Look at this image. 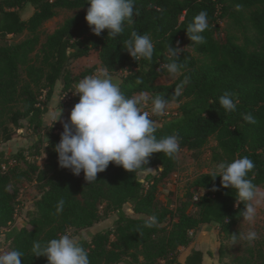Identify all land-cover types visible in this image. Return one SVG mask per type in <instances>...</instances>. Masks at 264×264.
<instances>
[{"label":"trees","instance_id":"obj_1","mask_svg":"<svg viewBox=\"0 0 264 264\" xmlns=\"http://www.w3.org/2000/svg\"><path fill=\"white\" fill-rule=\"evenodd\" d=\"M27 5L34 10L24 18L22 12ZM88 7V0H0V39L6 41L0 45L2 140H11L16 128L33 131L36 140L29 153L47 154L42 168L27 160L24 148L14 156L5 157L6 153L0 152V165L12 159L18 161L17 157L26 164L0 171V234L4 233L11 242V250L24 253L21 264H47L46 257L32 255L34 240L44 243L59 238L69 227L90 228L114 212L117 217L113 228L79 240L89 253L90 264H159L161 260L165 264H203L202 249L193 248L182 261L178 257L180 247L190 245V232L202 224H215L220 233L238 224L242 219L238 212L244 204L236 207L234 189L222 187L221 177L213 181L209 176L212 172H204L194 180L202 192L196 215L188 213V204L179 214L160 207L158 184L178 165V157L170 159L163 153L152 155L147 166L158 173L149 172L143 183L137 182L135 173L110 163L98 173L95 182L88 184L83 171L76 176L59 167L58 154L53 149L63 127L55 122L45 124L44 116L59 80L63 82V92H67L79 80L94 74L96 65L74 75L71 62L96 50L109 73L125 72L120 87L126 96L141 92L152 97L162 94L169 103H180L178 111L159 124L155 133L158 139L177 133L180 148L196 154L215 136L213 160L231 162L247 156L255 164L248 178L256 187L264 185V0H134V12L139 15H134L131 26L125 23L124 32L115 39H108L107 29L100 36L92 33L85 19ZM81 8L84 10L65 19L42 39V27L60 9ZM201 10L207 12L209 28L201 33L206 43L196 44L188 38L187 26ZM220 20L235 31H228L225 40L217 35ZM133 30L148 35L154 44L151 62H137L123 49V42ZM21 35L26 36L11 41ZM168 44L183 49L178 61L183 67L175 81L158 83L167 72L160 65L169 62ZM137 77L143 78L142 84H136ZM182 83L181 95L173 98L172 93ZM226 91L234 94V102L238 100L232 113H225L218 103ZM213 100L216 102L210 104ZM242 113H251L257 123L244 121ZM30 173L36 175L37 182H43V189L34 201V210L28 212L27 225L17 226L20 202L19 189L14 185ZM213 187L218 190L213 191ZM60 199L65 201L63 211L54 214ZM126 204L146 217L128 215ZM152 216L157 218V225L144 227V221ZM208 254L213 256L212 251ZM255 264H264V256L260 254Z\"/></svg>","mask_w":264,"mask_h":264},{"label":"clouds","instance_id":"obj_2","mask_svg":"<svg viewBox=\"0 0 264 264\" xmlns=\"http://www.w3.org/2000/svg\"><path fill=\"white\" fill-rule=\"evenodd\" d=\"M85 19L93 34L100 36L108 30V39H115L124 32L125 23L131 26L134 23V0H88ZM209 28L207 12L201 10L193 17L187 26V36L196 44L206 43L201 33ZM168 63L160 65L171 75L177 74L183 67L180 53L183 51L178 45H166ZM123 49L135 60L146 59L149 62L154 57V44L146 34L131 31L130 38L123 42ZM187 82V78L183 83ZM143 78L137 77L136 84H142ZM183 83L178 85L172 93L173 98L181 95ZM73 95L79 96V102L74 105L70 117L61 121L63 131L60 141L54 146L58 154L60 168L69 169L79 176L83 171L86 182L97 180L98 173L104 172L110 163L123 167L130 173H135L137 182L143 171L151 172L148 167L154 153H163L165 157L176 159L180 148V138L177 133L157 138L155 133L159 128L152 116H162L169 106V100L162 94L154 97L145 92L128 97L121 90L107 68L101 67L75 83ZM233 93L225 92L219 97V105L225 113L236 111L238 100L234 102ZM151 102V109L144 108ZM213 100L210 102L215 103ZM62 110L58 114L61 120ZM244 121L256 124L251 113H242ZM55 118V117H54ZM46 155V154H45ZM255 168L254 162L247 156L236 158L231 162H220L209 176L213 181L221 177V185L231 188L236 193V207L244 204V209L238 212L244 222L254 223L257 208L254 204L259 193L257 187L248 178V174ZM254 178V177H253ZM218 190L213 187V191ZM65 201L57 203L56 213L63 211ZM157 225V218L152 216L144 221V227L152 228ZM139 232V230H138ZM140 233V232H139ZM142 234V233H140ZM3 237L0 236V240ZM232 242L238 240L253 242L258 239L256 231L231 234ZM31 253L35 257H46L47 264H90L89 253L82 246L79 239L66 231L59 238H53L41 243L33 241ZM24 253L18 250L0 252V264H21Z\"/></svg>","mask_w":264,"mask_h":264},{"label":"rangeland","instance_id":"obj_3","mask_svg":"<svg viewBox=\"0 0 264 264\" xmlns=\"http://www.w3.org/2000/svg\"><path fill=\"white\" fill-rule=\"evenodd\" d=\"M34 8L30 5H27L22 12V16L24 18L28 17ZM84 9H75V10H67L60 9L57 16L48 20L41 29L42 39L44 40L46 35L54 31L59 25H61L65 19L77 14L78 12L83 11ZM228 31L235 32L231 27L227 25L225 20H220L217 29V35L220 40H225ZM239 34V32H238ZM26 35H21L13 38L11 41H19L23 39ZM6 41L4 39H0V45L4 44ZM185 50L189 53H194L191 48L185 47ZM96 65L95 72L97 69L101 68V62L99 59V53L96 50H92L88 56H84L82 58L74 59L71 62V69L74 75H78L87 68ZM94 72V73H95ZM125 72L119 71L116 73H110L113 76V80H118L119 77H122ZM179 76V72L175 75H171L168 72L164 73L159 79L158 83H171L177 79ZM62 82V80H59ZM59 81L57 82L55 91L59 88ZM63 83V82H62ZM74 86V85H73ZM74 88L68 92L61 93V100L57 107L58 110L54 113H50V106L53 105L54 102V93L49 102V110L44 116L45 122L48 121L50 116L54 115L55 117L58 114L63 112V109L71 107L72 104L78 101L72 91ZM74 102L72 104V101ZM180 103L172 102L169 103V106L166 108L165 114L162 116H152L151 118L158 122V124L166 121L171 115H174L179 109ZM151 103L144 108L145 111L150 112ZM72 110V109H67ZM26 123V122H25ZM51 125V124H50ZM10 126H12L10 124ZM3 133L2 127L0 126V145L3 142L2 140ZM36 140V135L33 131H29L26 129H15V134L10 143L6 146L7 152H10L8 156H14L19 153V150L24 148L26 151L23 153L24 156L27 157V160L30 163H37L42 168L46 164L47 154L41 153L40 155H31L30 147L34 144ZM217 145V140L215 136H212L209 139L207 145L199 151V153L192 154L191 151L186 149L185 147L181 149L178 154V165L176 171L171 173L167 178L163 179L158 184L157 191V202L161 207H166L168 210H172L171 212L179 211L180 209L188 204L187 211L192 215H196L199 211L196 199L194 196H200L201 190L196 187L194 184L195 178L204 172H214L216 166L219 164L213 160V149ZM18 156V155H17ZM18 161L15 159L10 160V163H4L0 165V171H9L10 168L15 167L16 164H19L21 167H26L25 162L22 157H17ZM18 162V163H17ZM3 165L6 166V169L3 168ZM151 173L157 174L158 171L155 168ZM149 172H143L140 175L142 180L145 179V176ZM36 175L30 173L29 175H24L20 180L15 182V187L19 189V207L16 212V221L15 225L23 226L27 225L28 220V212L30 210H34V201L37 197L41 195V191L43 189V182H37L35 179ZM259 193L262 195H258L254 204L257 208V215L254 223L249 224L243 221V218L240 219L238 224L232 226L227 232L220 233L217 229V225L211 224L203 228L201 225L195 231H191L190 234L193 237V241L190 243L188 247H180L179 259L183 260L186 252H189L193 248H209V251H212L213 256H210L211 262L208 264H255L258 262V258L260 254L264 256V185L257 186ZM124 210L130 216H137L135 212H133L131 205L126 204L124 206ZM176 215V214H175ZM142 217H146V215L141 214ZM117 217L116 213H111L108 216H104L100 221L96 222L92 227L86 229H77L75 227H69L67 231H71L72 235L77 237L79 240L81 237H86L90 239L92 234L96 233V231L104 229V228H113L115 225V219ZM175 218H177L175 216ZM249 230L256 231L258 235V239L253 242H248L246 240H238L235 244L232 242L231 234L239 232L247 233ZM0 236L3 237L0 240V252L3 251H11V242L7 241L5 238V234L1 233ZM220 253H222V262L220 261ZM142 259V258H141ZM216 260V261H215ZM215 261V262H214ZM119 264H126V262L122 261ZM159 264H165V260H161Z\"/></svg>","mask_w":264,"mask_h":264},{"label":"crops","instance_id":"obj_4","mask_svg":"<svg viewBox=\"0 0 264 264\" xmlns=\"http://www.w3.org/2000/svg\"><path fill=\"white\" fill-rule=\"evenodd\" d=\"M82 58V57H81ZM111 76H112V78H114L115 76H113L112 74H110ZM121 77H119L118 78V80L116 81V80H113V82L114 83H118L119 85H120V83H121ZM59 83H60V85H59V88L55 91V93H54V97H55V99H54V102H53V105H51L50 106V111H49V114L50 113H54V112H56L57 110H58V108L59 107H57L58 106V104H59V102H60V100H61V93L63 92V83L61 82V81H59ZM72 89V88H71ZM70 89V90H71ZM70 90H68V91H70ZM67 91V92H68ZM76 98H78V101L77 102H75L74 104H72L73 102H74V100L71 102V103H69V104H72L71 105V107H67V108H65V109H63V112H62V115H61V120H58V121H56V119H58V116L57 117H55L54 115H52V116H50V118H48V121H46L45 122V124H47V125H50V124H52V123H56V124H58V125H60V126H62L63 127V124H62V122L61 121H63V120H66V119H68L69 117H70V112H71V110H68V111H66L67 109H72L73 107H74V105L76 104V103H78L79 102V96H76V95H74ZM172 103V102H171ZM55 117V118H54ZM12 140V139H11ZM11 140H9V141H7V142H2L1 143V145H0V152H2V151H4L5 153H6V156L5 157H8V155H10L9 153L10 152H7V148H6V146L10 143V141ZM4 164V163H3ZM136 217H142L141 216V214H137V216ZM203 225V228H205L206 226H209V225H211V224H202ZM99 231V230H98ZM97 232V231H96ZM198 249H202L203 251H204V259H203V264H208V262L210 263L211 262V257H210V255L208 254V251H209V248H204V247H199ZM189 254V252H186V254H185V256H184V259L182 260V261H184L185 259H186V256ZM216 261V260H215ZM214 261V262H215ZM215 264V263H214ZM217 264V263H216Z\"/></svg>","mask_w":264,"mask_h":264},{"label":"built area","instance_id":"obj_5","mask_svg":"<svg viewBox=\"0 0 264 264\" xmlns=\"http://www.w3.org/2000/svg\"><path fill=\"white\" fill-rule=\"evenodd\" d=\"M3 168H4V169H6V166H5V165H3ZM195 198L197 199L198 197L196 196Z\"/></svg>","mask_w":264,"mask_h":264},{"label":"water","instance_id":"obj_6","mask_svg":"<svg viewBox=\"0 0 264 264\" xmlns=\"http://www.w3.org/2000/svg\"><path fill=\"white\" fill-rule=\"evenodd\" d=\"M263 158H264V156H263Z\"/></svg>","mask_w":264,"mask_h":264}]
</instances>
